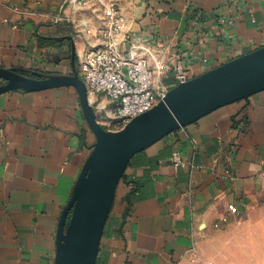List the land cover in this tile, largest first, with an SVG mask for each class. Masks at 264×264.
<instances>
[{
  "label": "crops",
  "instance_id": "crops-1",
  "mask_svg": "<svg viewBox=\"0 0 264 264\" xmlns=\"http://www.w3.org/2000/svg\"><path fill=\"white\" fill-rule=\"evenodd\" d=\"M89 1L0 0V67L28 76L69 74L73 66L79 73L102 18L97 0ZM118 4L129 39L151 47L136 52L152 66L179 55L197 76L264 44V0ZM157 79L170 83L171 71ZM90 100L98 120L108 121L114 103L99 93ZM94 142L74 87L0 94V264H54L59 216ZM173 150L194 166L174 167ZM142 154L152 162L125 173L148 172V185L128 205L130 186L119 181L95 263L192 264L195 250L212 264H232L228 252L245 239L237 229H252L264 216V90L180 127Z\"/></svg>",
  "mask_w": 264,
  "mask_h": 264
},
{
  "label": "water",
  "instance_id": "water-1",
  "mask_svg": "<svg viewBox=\"0 0 264 264\" xmlns=\"http://www.w3.org/2000/svg\"><path fill=\"white\" fill-rule=\"evenodd\" d=\"M73 57L74 51L72 63ZM63 86L76 89L95 142L59 216L54 264H95L117 184L132 157L203 115L264 90V44L171 87L158 103L117 130L105 128L98 120L87 86L74 66L69 74L36 76L0 67V94Z\"/></svg>",
  "mask_w": 264,
  "mask_h": 264
},
{
  "label": "built area",
  "instance_id": "built-area-1",
  "mask_svg": "<svg viewBox=\"0 0 264 264\" xmlns=\"http://www.w3.org/2000/svg\"><path fill=\"white\" fill-rule=\"evenodd\" d=\"M75 1L78 4L90 3L89 0ZM97 3L102 12L101 22L96 28L97 42L84 48L79 61V75L89 94H102L114 103L105 126L117 130L158 103L171 87L195 76L183 64L179 55L162 59L152 66L148 57L136 52L143 46L129 39L127 22L118 0H97ZM123 46L128 47L126 52ZM148 47L151 48L147 45V52L152 53ZM166 70H170L172 76V81L167 84L157 79ZM170 162L174 167L194 166L178 150L171 152ZM258 176L264 181V165ZM228 209L236 211L233 204H229ZM191 255L192 264H212L195 250H191Z\"/></svg>",
  "mask_w": 264,
  "mask_h": 264
},
{
  "label": "rangeland",
  "instance_id": "rangeland-1",
  "mask_svg": "<svg viewBox=\"0 0 264 264\" xmlns=\"http://www.w3.org/2000/svg\"><path fill=\"white\" fill-rule=\"evenodd\" d=\"M97 5L99 6V4ZM102 124L105 126L106 122L104 121ZM263 219L264 216L262 213L257 217V220L261 222L257 223L254 228L251 229L249 227H240V229H237L245 234V239L234 241L235 243L233 248L228 252V257L233 260L232 264H264V223L262 222ZM251 231L255 232L254 240L246 238L248 233ZM228 257L223 256L224 263H227Z\"/></svg>",
  "mask_w": 264,
  "mask_h": 264
},
{
  "label": "trees",
  "instance_id": "trees-1",
  "mask_svg": "<svg viewBox=\"0 0 264 264\" xmlns=\"http://www.w3.org/2000/svg\"><path fill=\"white\" fill-rule=\"evenodd\" d=\"M142 152L143 151L135 154L132 157V159L129 163L130 166H140V165H146L147 163H150L151 159H147L144 156L142 157V155H143ZM137 161H139V162H137ZM121 180H123V182H125L128 186H130V190L125 195L124 199L128 205H131V203L139 200L142 197L141 193H142L143 189L148 185L149 176H148V172H144V174H142V176H134V175H129L127 173H124ZM127 210H128V208H127ZM126 214L127 213L125 212V215Z\"/></svg>",
  "mask_w": 264,
  "mask_h": 264
},
{
  "label": "bare ground",
  "instance_id": "bare-ground-1",
  "mask_svg": "<svg viewBox=\"0 0 264 264\" xmlns=\"http://www.w3.org/2000/svg\"><path fill=\"white\" fill-rule=\"evenodd\" d=\"M91 96H90V94H89V98H90Z\"/></svg>",
  "mask_w": 264,
  "mask_h": 264
}]
</instances>
